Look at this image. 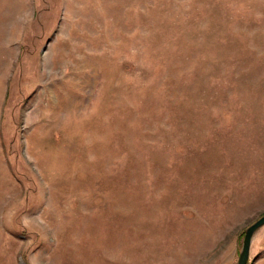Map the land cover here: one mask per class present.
Here are the masks:
<instances>
[{"label":"rangeland","instance_id":"obj_1","mask_svg":"<svg viewBox=\"0 0 264 264\" xmlns=\"http://www.w3.org/2000/svg\"><path fill=\"white\" fill-rule=\"evenodd\" d=\"M263 214L264 0H0V264H236Z\"/></svg>","mask_w":264,"mask_h":264},{"label":"water","instance_id":"obj_2","mask_svg":"<svg viewBox=\"0 0 264 264\" xmlns=\"http://www.w3.org/2000/svg\"><path fill=\"white\" fill-rule=\"evenodd\" d=\"M264 224V214L251 223L245 230L241 250L236 264H247L250 254V247L255 231Z\"/></svg>","mask_w":264,"mask_h":264}]
</instances>
